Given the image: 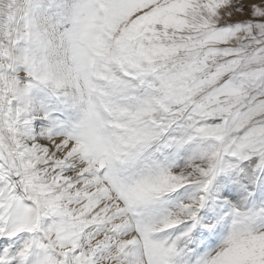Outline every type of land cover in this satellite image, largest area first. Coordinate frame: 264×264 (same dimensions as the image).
Masks as SVG:
<instances>
[{"label":"snow or ice","instance_id":"6c2138e0","mask_svg":"<svg viewBox=\"0 0 264 264\" xmlns=\"http://www.w3.org/2000/svg\"><path fill=\"white\" fill-rule=\"evenodd\" d=\"M0 264H264V0H0Z\"/></svg>","mask_w":264,"mask_h":264}]
</instances>
